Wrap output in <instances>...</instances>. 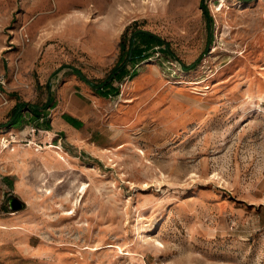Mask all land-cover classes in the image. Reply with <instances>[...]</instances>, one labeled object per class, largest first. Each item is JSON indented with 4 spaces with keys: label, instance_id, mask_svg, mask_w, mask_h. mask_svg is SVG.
<instances>
[{
    "label": "rangeland",
    "instance_id": "374dc122",
    "mask_svg": "<svg viewBox=\"0 0 264 264\" xmlns=\"http://www.w3.org/2000/svg\"><path fill=\"white\" fill-rule=\"evenodd\" d=\"M0 264H264V0H0Z\"/></svg>",
    "mask_w": 264,
    "mask_h": 264
},
{
    "label": "trees",
    "instance_id": "16d2710c",
    "mask_svg": "<svg viewBox=\"0 0 264 264\" xmlns=\"http://www.w3.org/2000/svg\"><path fill=\"white\" fill-rule=\"evenodd\" d=\"M205 14L208 17L209 21H212V17L209 16L208 9L205 7ZM153 43L161 44L163 48V52L169 55H173V52L170 48V44L164 41L158 35L149 32L147 30L138 29L133 32L131 36L127 35V31H125L122 35V39L120 41V63L114 68L113 73H117L116 77H122L126 73V63H135L138 61H142L147 59L150 55L148 53L149 47L153 45ZM207 47L205 52H207ZM186 68V67H185ZM82 80L87 82L91 87L96 90V93L101 96H108L111 94L113 87L110 82H102L96 85L93 81L88 79L84 74L80 71L75 72ZM25 105V103H17L13 113L12 120L13 124L11 127H16L22 123L24 118V113H22L21 107ZM31 112L39 119L40 116L45 117L46 114H43V110H41L38 106L32 107ZM39 120L37 121V123ZM39 126V124H37ZM48 129V127H47Z\"/></svg>",
    "mask_w": 264,
    "mask_h": 264
},
{
    "label": "crops",
    "instance_id": "0c3cea01",
    "mask_svg": "<svg viewBox=\"0 0 264 264\" xmlns=\"http://www.w3.org/2000/svg\"><path fill=\"white\" fill-rule=\"evenodd\" d=\"M66 73V72H65ZM65 81V92L59 95L56 106L59 107V115L54 118L55 124L57 125V131L59 130L67 138L73 139H83L80 137L79 131L82 125H84V119L82 115L85 112V104L80 102L77 97V87L88 88L91 86L86 84L79 76L72 72H68ZM88 86V88L86 87ZM43 110L42 114H46ZM53 121V122H54ZM52 125V122L50 126Z\"/></svg>",
    "mask_w": 264,
    "mask_h": 264
},
{
    "label": "water",
    "instance_id": "95a60500",
    "mask_svg": "<svg viewBox=\"0 0 264 264\" xmlns=\"http://www.w3.org/2000/svg\"><path fill=\"white\" fill-rule=\"evenodd\" d=\"M10 204H11V207L13 209H19L21 207H23V202L20 201L18 198L16 197H13L11 200H10Z\"/></svg>",
    "mask_w": 264,
    "mask_h": 264
},
{
    "label": "bare ground",
    "instance_id": "6f19581e",
    "mask_svg": "<svg viewBox=\"0 0 264 264\" xmlns=\"http://www.w3.org/2000/svg\"><path fill=\"white\" fill-rule=\"evenodd\" d=\"M86 194V193H85Z\"/></svg>",
    "mask_w": 264,
    "mask_h": 264
}]
</instances>
